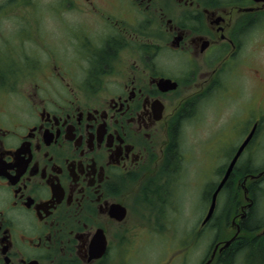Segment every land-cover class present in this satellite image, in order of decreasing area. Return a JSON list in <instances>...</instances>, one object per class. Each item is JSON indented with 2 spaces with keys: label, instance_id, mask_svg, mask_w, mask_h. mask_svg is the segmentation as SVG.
<instances>
[{
  "label": "flooded vegetation",
  "instance_id": "obj_1",
  "mask_svg": "<svg viewBox=\"0 0 264 264\" xmlns=\"http://www.w3.org/2000/svg\"><path fill=\"white\" fill-rule=\"evenodd\" d=\"M30 3L0 0V264H131L140 237L165 239L186 223L197 157L206 210L191 233L213 241L201 264L242 237L245 247L261 243L252 191L264 165L250 164L262 150L264 104L222 121L215 105L227 100L222 80L240 70L248 30L264 25V0H49L50 14ZM65 10L88 17L64 29ZM56 23L71 36L66 52L41 36ZM194 121L207 128L191 151L183 140ZM250 133L219 191L231 192L236 177L243 202L218 239L212 196Z\"/></svg>",
  "mask_w": 264,
  "mask_h": 264
},
{
  "label": "rangeland",
  "instance_id": "obj_2",
  "mask_svg": "<svg viewBox=\"0 0 264 264\" xmlns=\"http://www.w3.org/2000/svg\"><path fill=\"white\" fill-rule=\"evenodd\" d=\"M33 2L34 3H30V8L34 11L37 9V7H39V11L42 14L51 13V7L47 3L49 0H42L39 5L37 0H33ZM25 11L30 13V11L27 9ZM84 15L88 17L86 11L83 13L79 10H76L75 16H73L72 12L67 10L63 11V14H60V17H63L65 20L64 22L61 21L63 23L64 29L67 25H69L68 22L71 21L72 17L79 18L83 17ZM51 18L53 17L49 16L43 20L44 23L47 22L48 27H51L53 24ZM56 24L57 25L54 28V32L51 31L50 35L48 36L45 34V32H42L41 36L44 40L46 39L47 42H45V44L52 46L49 49L60 48L66 52L67 49H64V47L61 46L68 44L71 36L69 38L62 26L58 23ZM248 31L251 32L249 34V41L245 47L246 56L243 57V60L239 59L236 64L239 65L238 69L240 70H237L233 75L230 74L229 76H232L231 79H226L227 76H225L222 80L223 89L222 94L220 95H225V99L227 100L219 98L218 103L215 105L220 115L219 121L224 120L230 110L231 112L241 113L242 109H245L243 105L247 104L248 102L251 104V102L257 100L256 103H258L261 100L264 104V25L263 27H260L259 25L253 26ZM41 55H43V60L47 58V54L42 53ZM255 69L259 70V74L255 71ZM259 77H261L262 81L260 86L258 85ZM25 82L26 88L29 89L33 83L32 76L27 75ZM51 85L56 87L58 86L55 83ZM211 114L214 115L213 110H210L209 117L207 116V119L212 121ZM195 124V121L191 124L188 123L184 132L185 140H183V144L188 150L191 151L195 147L198 148V137L200 134H205L206 132H202V130L207 128L206 126L200 129L201 126L195 127ZM261 148V152L254 156L255 160L250 164L251 167H263L264 165V134ZM205 166L206 165L202 163L198 157L193 161V163L189 162L188 171L190 172L187 173L186 179L188 182L193 184L188 190V193L192 192V199L189 203V197H187L186 207L182 217V220H186V223L184 222L181 224H176L178 227L175 226L176 228H170V236L165 235V239L161 236L149 234L144 235V238L140 237L137 243L134 245L137 250L135 251V248L133 249L134 255L137 254V257L133 258V262H131V264H163V262H166V264H201L205 260L209 254L213 241L209 239L210 236L204 235V233L199 239L195 237L193 238V234L191 233V231L196 230L195 225L197 226L199 223L196 222L206 210V206L204 209L200 207L202 205H200L199 202H202L203 194L201 190L198 194L196 191L198 186H195L197 181H194V178L196 177V179H201L202 170L205 168ZM222 166L226 165L220 164V167ZM244 186H247L246 182ZM230 190L231 192L227 190L221 191L217 199L218 213L220 215L216 231V237L218 239L229 237V231L227 227L230 225L232 216L237 211L239 203L243 202L242 190L236 177L233 181V187ZM252 194L256 199V205L253 209V211H255L254 216L251 219V224L255 225L264 221V179L260 184H256L254 186ZM187 196L190 195L187 194ZM249 197L251 196L249 195ZM230 198V205L227 206ZM244 201L246 202L245 199ZM171 230L175 231L174 235H172ZM185 233L188 235L186 240L183 241L182 239ZM180 240L182 241L180 242ZM235 255L236 256L234 257L232 264H264V248L260 243L258 244L253 242L247 247L246 250H242ZM221 259L222 257H217L213 264H222Z\"/></svg>",
  "mask_w": 264,
  "mask_h": 264
},
{
  "label": "water",
  "instance_id": "obj_3",
  "mask_svg": "<svg viewBox=\"0 0 264 264\" xmlns=\"http://www.w3.org/2000/svg\"><path fill=\"white\" fill-rule=\"evenodd\" d=\"M251 134H252V133L249 134V136L247 137V139H246V140L244 141V143L240 146L239 150L237 151V153L235 154V156H234L233 159L231 160V162H230V164H229V166H228V168H227V171H226L224 177L221 179V181H220L218 187H217L216 190L214 191L213 196H212L211 207H210V210H209V212H208L207 218L211 215L212 211L214 210V207H215V205H216L217 195H218L220 189L222 188V186L224 185V183L226 182V180L228 179L230 173L232 172L233 167H234V165H235V163H236V161H237V158H238V156L240 155L241 151L243 150L245 144L247 143V141H248L249 138L251 137ZM244 182H246V179L244 180ZM244 187H245V188H244V193H245V195H247V193H248V188H247L246 186H244ZM236 235H237V234H235L232 238L226 240V241L224 242V244L220 247V249H223V248L227 247V246L233 241V239L235 238ZM216 248H217V246H216ZM215 252H216V249H214V253L212 254V256L208 259V261H207L205 264H210V263H211V261H212L214 255H215Z\"/></svg>",
  "mask_w": 264,
  "mask_h": 264
},
{
  "label": "trees",
  "instance_id": "obj_4",
  "mask_svg": "<svg viewBox=\"0 0 264 264\" xmlns=\"http://www.w3.org/2000/svg\"><path fill=\"white\" fill-rule=\"evenodd\" d=\"M245 224L247 226V222ZM259 241H261L260 244L264 248V238H260ZM248 246H250V245H247L246 247L244 246L243 238H241L240 241L235 242L232 245H230V247L228 249L224 250L223 253H222V256H221L222 257V259H221L222 260V264H232L233 260H234V257L236 256L235 254H237L238 252H240L242 250H246ZM233 254H234V256H233ZM225 261H226V263H225Z\"/></svg>",
  "mask_w": 264,
  "mask_h": 264
}]
</instances>
